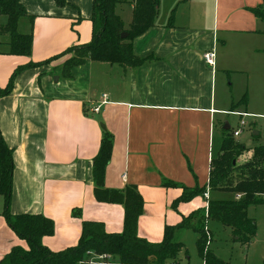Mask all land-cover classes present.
<instances>
[{"label":"crops","instance_id":"0c3cea01","mask_svg":"<svg viewBox=\"0 0 264 264\" xmlns=\"http://www.w3.org/2000/svg\"><path fill=\"white\" fill-rule=\"evenodd\" d=\"M65 1L58 6L54 0H21L33 16L28 24L31 50L28 56L10 54L9 35L0 37L1 88L15 67L90 41L92 0ZM133 1L115 7L129 23ZM159 7L162 15L157 14L153 26L131 42L134 56L148 57L142 65L88 59L65 76L62 66L70 55H64L23 69L11 92L0 96V133L12 149L13 161L9 211L50 218L54 232L42 243L52 251L76 245L82 221L99 222L107 233L122 231L123 206L98 202L93 194L92 159L103 133L101 124L113 137L104 187L136 188L143 200L137 234L157 243L165 226H174L199 209L208 221L206 203L227 199L225 192L209 190L207 201L196 195L175 204L184 187H206L211 159L220 151L223 126L228 124L222 115L230 111L223 89L221 95L215 94L220 77L233 72L242 87L238 96L249 92L247 103L234 110L255 119L264 116V21L254 14L258 7L264 10V0H160ZM173 8V23L168 26ZM208 50L215 53L213 65L203 60ZM103 95L107 102L97 113L91 112ZM74 208L80 209L79 215H72ZM2 210L0 195V261L14 246L26 248ZM247 216L256 222V235L244 245L248 249L244 258L250 257L248 264H260L254 260H264L255 256L258 248L264 249V204L249 205ZM212 223L233 240L230 228ZM186 231L195 234L196 242L198 234L192 229L177 230L174 240L185 245ZM183 259L184 249L174 263Z\"/></svg>","mask_w":264,"mask_h":264},{"label":"trees","instance_id":"16d2710c","mask_svg":"<svg viewBox=\"0 0 264 264\" xmlns=\"http://www.w3.org/2000/svg\"><path fill=\"white\" fill-rule=\"evenodd\" d=\"M54 1L58 6L66 4L65 0ZM123 3H127V0H92L90 41L72 45L47 60L28 62L15 67L6 86L0 87V96H6L11 92L16 75L23 69L48 64L64 55H70L62 66L65 76L70 75L72 67L81 65L88 59L128 67L142 65L148 57L134 56L131 42L153 26L160 0H134L128 29H123V22L115 13V7ZM174 12L175 8L170 11L168 26H172ZM254 14L264 21L262 8L254 9ZM0 15L6 17L5 24L0 25V37L9 35V53L28 56L32 35L30 30L28 33L20 32L18 25L22 19H27L31 25L33 16L27 14L21 0H0ZM122 32L127 33L125 38L120 37ZM246 103L245 92L236 104H230V111L237 105ZM229 129L230 127L224 131ZM112 142V134L103 128L98 151L92 159L93 194L98 202L123 206L122 231L107 233L99 222L82 221L77 244L60 251H52L42 243L44 236L52 235L54 232V223L50 218L42 214H12L9 211L13 171L12 149L6 145L0 133L2 215L9 228L26 243V248L14 246L0 264H175L173 261L178 252L184 249L183 244L174 240L175 232L180 229H192L198 234L195 245L204 264H228L214 255L206 245V234L201 224L205 218L201 209L183 217L174 226H165L160 242L151 243L138 236L137 223L143 211V200L136 188L127 186L123 190H116L104 187V172L111 158ZM244 148V145L235 143L231 137L225 135L218 155L211 159L209 190L228 192L233 197L209 200L207 218L230 228L233 241L248 245L256 235V222L247 216V208L249 205L264 204V145L254 146L249 160L244 164H237L238 150ZM229 180L232 183L229 184ZM163 184L179 186L170 181H164ZM215 184L223 186L216 189ZM183 189L175 204L189 201L196 195L203 196L206 187ZM79 213L78 208L72 210L74 216ZM92 252L95 255H107L109 258L104 263L90 262L89 253ZM115 257H118V261H115ZM168 260L172 261L167 262Z\"/></svg>","mask_w":264,"mask_h":264},{"label":"rangeland","instance_id":"374dc122","mask_svg":"<svg viewBox=\"0 0 264 264\" xmlns=\"http://www.w3.org/2000/svg\"><path fill=\"white\" fill-rule=\"evenodd\" d=\"M164 11L163 8L158 9V15L159 17L162 15V12ZM116 13V10H115ZM117 14V13H116ZM118 15V14H117ZM120 17V15H118ZM4 18V20H3ZM6 17L5 16H0V25L5 24L6 22ZM121 19V17H120ZM123 19V20H122ZM122 22H123V29H128L129 27V21L124 18V16H122ZM28 20L27 19H22L19 22L18 25V30L20 32L27 31L29 30L28 27ZM23 33V32H22ZM28 33V31H27ZM8 34L5 36L7 37ZM3 38V37H2ZM229 77H225L224 79V75L221 76V81H220V88H218L216 90V97L217 95H221L220 94V90L223 89V93L222 95L225 97L226 100H224L225 104L227 101V108L229 107V104L233 103V101H237L241 96H238V93L236 91L242 89V87L238 86V83L236 82V79L234 80V73L230 72V75H228ZM246 87V85H245ZM245 92V91H244ZM242 92V93H244ZM249 94V92H247ZM248 96V95H247ZM253 101V99H252ZM262 101H264V99H262ZM231 102V103H230ZM257 104H259V101L256 99V101H253ZM262 105L264 106V102L262 103ZM224 121L228 122V124L230 125V129L228 131H224V136L228 135L229 137H231L233 139V141L235 143L238 144H242L245 145L243 150H238L239 154L237 156V160L236 163L237 164H244L245 162H247L251 156V151L252 148L254 146L257 145H264V116L262 118L259 119H255L252 117H243V119L246 122V126L244 127L243 131L240 133L239 136L233 137L232 136V131L237 129L238 127V123H239V116L234 115V114H230V113H226L225 115H222ZM254 120H256L257 122L255 123ZM260 131V134L254 138V136L252 135L253 131ZM250 151L249 154H247V152ZM228 183V181H227ZM232 183L231 180H229V184ZM220 186L223 185H216L214 186V188H220ZM215 192V191H214ZM224 192V191H223ZM227 198H232V194L230 193H226ZM216 197V194H214V198ZM252 215H257L256 212L250 211ZM258 217H260L261 215L258 214ZM208 220V219H207ZM209 221V220H208ZM208 221H202L201 224H203V231L206 234V239L207 241L209 240V245L206 241V245L209 248V250H211L214 255L220 257L221 259H223L225 262H227L229 264H243L244 261L245 263L248 264L247 259H249L250 257L248 256L247 258H244V255H246L248 249L244 247V245L242 243H235V241L231 240L228 238L226 231H222V230H216L214 228V223H212L213 221L210 220L209 223ZM212 224V225H211ZM258 246H260V244L258 243ZM256 254L255 256H260V259L262 257V259H264V249L261 251L259 248L255 251ZM95 256V254L89 253V256H91L90 258H92L93 256ZM172 261V260H168L167 262ZM229 261V262H228ZM254 261H260L257 263L260 264H264V260H259L258 258ZM174 262V261H173ZM180 264H204L203 263V259L200 257V255L198 254L196 245H195V234L190 232V231H186V237H185V245H184V259L180 262ZM255 263V262H254Z\"/></svg>","mask_w":264,"mask_h":264},{"label":"built area","instance_id":"2783aa9c","mask_svg":"<svg viewBox=\"0 0 264 264\" xmlns=\"http://www.w3.org/2000/svg\"><path fill=\"white\" fill-rule=\"evenodd\" d=\"M203 57V60L206 64L208 65H213L214 64V58H215V53L213 50H208L206 52L203 53L202 55ZM107 102L106 100V96L103 95L102 96V101L99 105H95V106H91L89 108V110L91 112H94V113H97L99 111V108H100V105L101 104H105ZM227 113H230V114H234V115H237L239 116V123H238V127L237 129L233 130L232 131V136L233 137H236V136H239L240 133L243 131L244 127L246 126V122L245 120L243 119V117H248L249 114L246 113L245 111H237V110H233V111H229ZM203 198L207 201L208 198H209V186L208 184L206 185V190L205 192L203 193ZM207 206H208V203H206ZM207 206H206V211H207ZM207 216V214H206ZM210 240V238H209ZM209 240L207 241L208 245H209ZM107 258H109L107 255H95L94 257L90 258V262H95V261H98L99 263H104Z\"/></svg>","mask_w":264,"mask_h":264},{"label":"water","instance_id":"95a60500","mask_svg":"<svg viewBox=\"0 0 264 264\" xmlns=\"http://www.w3.org/2000/svg\"><path fill=\"white\" fill-rule=\"evenodd\" d=\"M126 36H127V33H126V32H122V33L120 34V37H121V38H125ZM101 127L104 128V125L101 124ZM228 127H229L228 124L225 123L224 126H223V129H224V130H227ZM252 135H253V136H257V135H258V131H255V130H254V131L252 132ZM115 261H118V257H115Z\"/></svg>","mask_w":264,"mask_h":264}]
</instances>
